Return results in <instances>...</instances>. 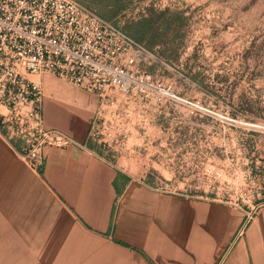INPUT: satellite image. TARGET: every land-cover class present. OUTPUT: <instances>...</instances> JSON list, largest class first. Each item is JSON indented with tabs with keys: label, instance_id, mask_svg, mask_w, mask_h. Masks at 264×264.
Here are the masks:
<instances>
[{
	"label": "rangeland",
	"instance_id": "rangeland-1",
	"mask_svg": "<svg viewBox=\"0 0 264 264\" xmlns=\"http://www.w3.org/2000/svg\"><path fill=\"white\" fill-rule=\"evenodd\" d=\"M162 61L98 96L90 141L155 189L244 209L264 205V0H78ZM243 229V228H242ZM241 229V230H242Z\"/></svg>",
	"mask_w": 264,
	"mask_h": 264
},
{
	"label": "crops",
	"instance_id": "crops-1",
	"mask_svg": "<svg viewBox=\"0 0 264 264\" xmlns=\"http://www.w3.org/2000/svg\"><path fill=\"white\" fill-rule=\"evenodd\" d=\"M32 78L46 128L76 144L46 147L37 169L0 128V264H264V205L245 224L241 207L133 177L90 141L96 94Z\"/></svg>",
	"mask_w": 264,
	"mask_h": 264
},
{
	"label": "built area",
	"instance_id": "built-area-1",
	"mask_svg": "<svg viewBox=\"0 0 264 264\" xmlns=\"http://www.w3.org/2000/svg\"><path fill=\"white\" fill-rule=\"evenodd\" d=\"M162 61L114 21L78 0H0V128L19 142V153L34 168L48 146L76 140L46 128L44 92L32 78L54 74L105 98L138 84L162 102L170 89L153 85L139 66ZM95 126V120L91 131ZM91 135V132H90Z\"/></svg>",
	"mask_w": 264,
	"mask_h": 264
}]
</instances>
